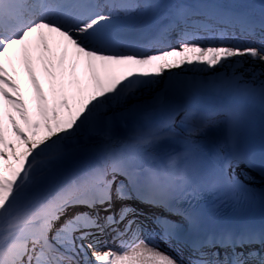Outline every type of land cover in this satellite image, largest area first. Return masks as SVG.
<instances>
[{
    "label": "snow or ice",
    "instance_id": "obj_1",
    "mask_svg": "<svg viewBox=\"0 0 264 264\" xmlns=\"http://www.w3.org/2000/svg\"><path fill=\"white\" fill-rule=\"evenodd\" d=\"M155 7L0 0V264H264V228L211 227L199 207L245 189L237 110L264 107V68L245 67L264 62V35L248 38L264 18L213 2L157 19ZM182 68L212 78L182 80ZM200 97L235 106L210 144L216 121L195 108ZM166 142L179 148L161 159ZM173 241L187 260L161 247Z\"/></svg>",
    "mask_w": 264,
    "mask_h": 264
},
{
    "label": "bare ground",
    "instance_id": "obj_2",
    "mask_svg": "<svg viewBox=\"0 0 264 264\" xmlns=\"http://www.w3.org/2000/svg\"><path fill=\"white\" fill-rule=\"evenodd\" d=\"M264 0H153L152 3L156 5V7L152 11V16L157 19H164V16L167 14L169 9L172 5L176 3H183V4H200V3H221L224 5H227L231 8L239 9L245 13H251L255 12V16H259L264 18V15H260L258 12L260 10L258 9V6L260 3H262ZM129 31H135V29H130ZM234 34L237 36H242L240 30L237 28L233 30ZM261 35H264V33L261 32L260 29H257L255 34L252 36H256V38L260 39ZM243 38V37H242ZM170 42V41H169ZM190 56H192L194 59L198 55L196 53H190ZM245 67H253L256 69L264 68V62L257 61L253 63L249 60L248 64L245 65ZM173 72H179L180 73V79L182 80H191L193 77L199 80H203L206 77L211 79L212 74L209 73L207 69H205L203 72H195V71H188L187 68L182 69H173ZM238 71H243V69H238ZM37 76H41L40 72H37ZM163 87V86H161ZM148 98V95H145V99ZM195 108L202 114L208 115L212 114L215 118L216 124L214 127L209 129L208 138L205 140V143L210 144L211 141L215 139L222 138L227 130H226V121L228 119L227 114L225 111L227 109H233L235 106L228 105L226 103L218 102L210 97H200L196 101H194ZM249 109L252 111L257 112L258 114L264 116V107H261L260 104L257 102L256 104H253L251 106H248ZM243 109V108H241ZM162 115H156L153 117L152 123H158L162 119ZM171 148H179V144L176 142H166L162 150L160 151V157L161 159L164 158L165 154L170 151ZM202 165H211L213 167L214 161L211 157V148L206 151L205 155L201 158ZM240 171V170H239ZM241 172V171H240ZM238 173V170H237ZM248 177H251L250 174H247ZM244 182V180H243ZM133 205H138L137 202H133ZM118 207V205H117ZM153 208H150L152 210ZM153 211L148 212V214H151ZM159 214L162 213L161 211H157ZM103 214V213H102ZM173 219V218H170ZM111 236V235H109Z\"/></svg>",
    "mask_w": 264,
    "mask_h": 264
},
{
    "label": "rangeland",
    "instance_id": "obj_3",
    "mask_svg": "<svg viewBox=\"0 0 264 264\" xmlns=\"http://www.w3.org/2000/svg\"><path fill=\"white\" fill-rule=\"evenodd\" d=\"M152 1H153V0H152ZM37 72H38V73L40 72L39 69H37ZM40 74H41V73H40ZM38 78L43 79L42 75L39 76ZM25 80H26V74H25ZM46 91H47V88H46ZM14 115H16V114L14 113ZM17 119L19 120V116H18V115H17ZM238 174L241 176V179L246 180V179H245V175H243V173L241 174V172L238 171Z\"/></svg>",
    "mask_w": 264,
    "mask_h": 264
}]
</instances>
